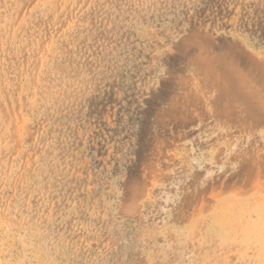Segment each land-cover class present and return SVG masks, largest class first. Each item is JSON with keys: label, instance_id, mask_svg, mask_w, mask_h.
Listing matches in <instances>:
<instances>
[{"label": "rangeland", "instance_id": "1", "mask_svg": "<svg viewBox=\"0 0 264 264\" xmlns=\"http://www.w3.org/2000/svg\"><path fill=\"white\" fill-rule=\"evenodd\" d=\"M0 264H264V0H0Z\"/></svg>", "mask_w": 264, "mask_h": 264}]
</instances>
